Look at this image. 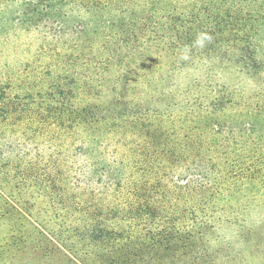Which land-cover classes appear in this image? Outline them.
I'll use <instances>...</instances> for the list:
<instances>
[{
	"label": "trees",
	"instance_id": "trees-1",
	"mask_svg": "<svg viewBox=\"0 0 264 264\" xmlns=\"http://www.w3.org/2000/svg\"><path fill=\"white\" fill-rule=\"evenodd\" d=\"M56 1L87 19L49 21ZM32 2L10 48L33 92L0 145V264H214L235 185L264 171V89L240 85L264 80V0Z\"/></svg>",
	"mask_w": 264,
	"mask_h": 264
},
{
	"label": "rangeland",
	"instance_id": "rangeland-1",
	"mask_svg": "<svg viewBox=\"0 0 264 264\" xmlns=\"http://www.w3.org/2000/svg\"><path fill=\"white\" fill-rule=\"evenodd\" d=\"M12 1L3 4L0 9V103L8 109L9 115L0 122V145L13 144L10 143L11 141L14 144L19 142L16 126L21 122L29 124L30 121L33 76L29 74V68L27 69V78L21 74L22 66L24 64L27 66L30 61L19 53L12 55L10 48L14 45H24L32 32L34 21L40 18L38 12L32 10L35 7V2L27 7L25 0ZM53 5L54 13L49 15V21L60 23L59 21L63 18L72 24L81 19H87L86 16L79 15L76 10L64 2L56 1ZM18 16L22 19L19 25L17 24ZM46 18L45 15L44 19ZM109 18L113 20L112 15ZM89 23L92 28L95 26V21L91 20ZM16 34H20V38H16ZM234 76L236 74L230 68L216 73L219 81L226 85H233ZM241 78V87L252 92L251 94L257 92L259 88L264 89L263 78H261V83H257L255 86L247 78ZM235 87L236 84H234ZM22 110H24L23 115L20 114ZM218 118L222 122L234 123L237 112L227 111L218 114ZM257 127L260 132L264 133V114L259 117ZM261 177L235 185V188H241L244 196L227 204L233 208V213H228L226 210L228 222L217 225L216 230L209 235L205 247L208 257L206 260H209L210 263L264 264V171ZM2 234H4L3 231ZM22 263L23 259L21 258L12 264Z\"/></svg>",
	"mask_w": 264,
	"mask_h": 264
},
{
	"label": "clouds",
	"instance_id": "clouds-1",
	"mask_svg": "<svg viewBox=\"0 0 264 264\" xmlns=\"http://www.w3.org/2000/svg\"><path fill=\"white\" fill-rule=\"evenodd\" d=\"M210 39H211L210 37L204 35L202 39H198V43L202 45L204 40H210Z\"/></svg>",
	"mask_w": 264,
	"mask_h": 264
}]
</instances>
